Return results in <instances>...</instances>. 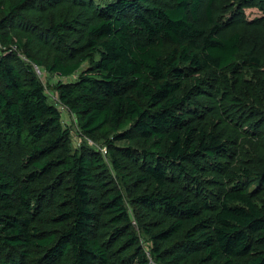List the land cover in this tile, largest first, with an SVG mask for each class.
Masks as SVG:
<instances>
[{
    "label": "trees",
    "instance_id": "16d2710c",
    "mask_svg": "<svg viewBox=\"0 0 264 264\" xmlns=\"http://www.w3.org/2000/svg\"><path fill=\"white\" fill-rule=\"evenodd\" d=\"M260 38L264 0H0V264H264Z\"/></svg>",
    "mask_w": 264,
    "mask_h": 264
},
{
    "label": "rangeland",
    "instance_id": "374dc122",
    "mask_svg": "<svg viewBox=\"0 0 264 264\" xmlns=\"http://www.w3.org/2000/svg\"><path fill=\"white\" fill-rule=\"evenodd\" d=\"M243 14H244V20L245 21H250L255 17H259L262 15V11L257 7V6H248V7H244L243 9ZM243 23H241L239 26V30H241L242 33L246 32L247 29L242 27ZM252 36H254V33H252ZM257 36H259V34H257ZM250 38V37H248ZM252 40H249L248 42H246L244 45V48H247L248 46H250ZM249 43V44H248ZM256 49H255V53L258 54L259 56L263 55L264 52V44L262 43V38H260V40L258 41V43L255 45ZM40 75V73H39ZM261 75V74H260ZM67 80H71L70 77L67 78ZM50 94V93H49ZM51 95V94H50ZM51 100L52 98L55 99L56 97L54 95L50 96ZM57 104H59L57 102ZM60 109L62 110V118L65 120L64 122L66 123V125L68 127L71 128L72 130V136H73V144L74 146H76V144L79 142V137L76 135L75 133V122H74V118L72 116H69L66 109L61 106L59 104ZM90 145H93L94 143L92 141H89Z\"/></svg>",
    "mask_w": 264,
    "mask_h": 264
},
{
    "label": "built area",
    "instance_id": "2783aa9c",
    "mask_svg": "<svg viewBox=\"0 0 264 264\" xmlns=\"http://www.w3.org/2000/svg\"><path fill=\"white\" fill-rule=\"evenodd\" d=\"M1 48H2V46H1V43H0V49ZM102 149L105 151V148H102ZM145 253H146V256H147L150 264H164V263H160V262H157V261L153 260L151 255H150V251L149 250H146Z\"/></svg>",
    "mask_w": 264,
    "mask_h": 264
}]
</instances>
